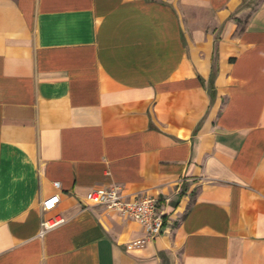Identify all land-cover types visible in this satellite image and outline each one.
Segmentation results:
<instances>
[{
  "label": "crops",
  "instance_id": "1",
  "mask_svg": "<svg viewBox=\"0 0 264 264\" xmlns=\"http://www.w3.org/2000/svg\"><path fill=\"white\" fill-rule=\"evenodd\" d=\"M0 264H264V0H0Z\"/></svg>",
  "mask_w": 264,
  "mask_h": 264
},
{
  "label": "built area",
  "instance_id": "2",
  "mask_svg": "<svg viewBox=\"0 0 264 264\" xmlns=\"http://www.w3.org/2000/svg\"><path fill=\"white\" fill-rule=\"evenodd\" d=\"M53 186L59 187L54 181ZM59 201L57 192L40 202L42 212L52 211ZM86 206H101L109 211L136 220L150 236L160 233L164 222V214L157 206V200L151 196L124 195L119 184L101 186L90 189L84 196ZM65 222L59 215L43 218L40 222L39 234H44Z\"/></svg>",
  "mask_w": 264,
  "mask_h": 264
}]
</instances>
